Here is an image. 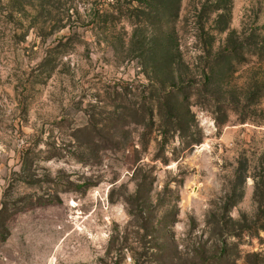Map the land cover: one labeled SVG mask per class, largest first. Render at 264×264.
<instances>
[{"label":"rangeland","instance_id":"374dc122","mask_svg":"<svg viewBox=\"0 0 264 264\" xmlns=\"http://www.w3.org/2000/svg\"><path fill=\"white\" fill-rule=\"evenodd\" d=\"M200 2L0 0V264H264V0Z\"/></svg>","mask_w":264,"mask_h":264},{"label":"trees","instance_id":"16d2710c","mask_svg":"<svg viewBox=\"0 0 264 264\" xmlns=\"http://www.w3.org/2000/svg\"><path fill=\"white\" fill-rule=\"evenodd\" d=\"M132 5H136L137 8L142 9V8H150L151 10H156L158 7H166V5L174 7H181V4L183 0H129ZM189 1V0H188ZM201 9L199 12H197L196 16V22H195V34L194 37L200 38L201 35H207L209 34V31H205L206 29V24L210 20L208 14L205 16V13L208 11V13H214L216 14L215 18V24H224L218 28L220 31H225L228 28V24L230 21V16H231V0H204V2L201 4ZM177 9V10H178ZM152 12V11H151ZM177 16V15H176ZM172 20L175 18H171ZM209 19V20H208ZM226 19V21H225ZM174 27V26H173ZM175 28V27H174ZM207 32V33H206ZM211 39V38H210ZM174 43L171 42V37L169 35L165 36L164 38H160L158 42H155L154 47L149 49L154 55L159 56V51L161 50L162 52L167 51L170 52L172 55L174 54ZM179 48V47H177ZM179 55V64L183 65L185 68L184 74L182 76L178 77L176 81L172 82L171 87H175V91L178 92V89L182 88L183 86H180L181 81L183 79H186L187 83L192 82L193 80L196 79L197 75L195 72H193L190 68L193 65V63L186 59L185 56L183 55V52L177 51ZM203 74L206 75L207 79H212V73L210 71V66H208L204 71ZM184 75V76H183ZM177 85V86H176ZM178 87V88H176ZM173 90H169L166 92V101L165 103V109L167 110V116L169 118V121L172 123H177L178 119H180L182 116L179 114V106H178V98L177 95L175 94L176 92ZM151 114V120L154 121V109L150 110ZM160 113H157V115Z\"/></svg>","mask_w":264,"mask_h":264}]
</instances>
